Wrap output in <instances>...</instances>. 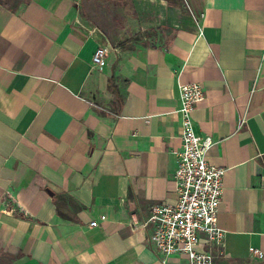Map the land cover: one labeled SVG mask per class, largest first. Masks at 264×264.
<instances>
[{"label": "crops", "instance_id": "1", "mask_svg": "<svg viewBox=\"0 0 264 264\" xmlns=\"http://www.w3.org/2000/svg\"><path fill=\"white\" fill-rule=\"evenodd\" d=\"M83 1L0 0V264H188L143 225L176 198L190 82L225 169L215 264H264V0H128L123 44Z\"/></svg>", "mask_w": 264, "mask_h": 264}, {"label": "built area", "instance_id": "2", "mask_svg": "<svg viewBox=\"0 0 264 264\" xmlns=\"http://www.w3.org/2000/svg\"><path fill=\"white\" fill-rule=\"evenodd\" d=\"M202 16V14H200ZM106 50L99 47L93 63L100 66ZM180 148L173 154L176 198L151 206L143 226H150L147 243L163 257L184 256L188 264H215L213 250L223 252L225 231L217 225L218 207L223 194L225 169L208 162L207 151L214 143L211 137L196 135L191 112L205 96L198 82L180 85ZM245 123L241 120L240 126ZM105 216H101L104 219ZM91 221L90 226H95ZM258 257L262 253L252 251Z\"/></svg>", "mask_w": 264, "mask_h": 264}, {"label": "rangeland", "instance_id": "3", "mask_svg": "<svg viewBox=\"0 0 264 264\" xmlns=\"http://www.w3.org/2000/svg\"><path fill=\"white\" fill-rule=\"evenodd\" d=\"M81 8L86 20L92 26H97L101 32L113 35L119 44L132 39L133 32H129L131 28L125 24L126 18L131 19L132 15L128 0H84ZM120 29H124L126 35L119 34Z\"/></svg>", "mask_w": 264, "mask_h": 264}]
</instances>
